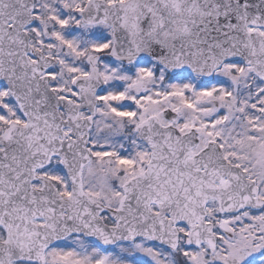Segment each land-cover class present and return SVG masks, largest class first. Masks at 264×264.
<instances>
[{
	"label": "snow or ice",
	"instance_id": "obj_1",
	"mask_svg": "<svg viewBox=\"0 0 264 264\" xmlns=\"http://www.w3.org/2000/svg\"><path fill=\"white\" fill-rule=\"evenodd\" d=\"M0 264H264V0H0Z\"/></svg>",
	"mask_w": 264,
	"mask_h": 264
}]
</instances>
